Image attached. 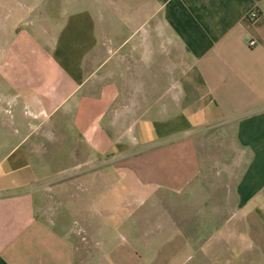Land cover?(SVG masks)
<instances>
[{"label":"crops","instance_id":"crops-1","mask_svg":"<svg viewBox=\"0 0 264 264\" xmlns=\"http://www.w3.org/2000/svg\"><path fill=\"white\" fill-rule=\"evenodd\" d=\"M44 1L0 0V264H264V0ZM15 97L52 137L15 139ZM69 167L120 200L67 216L39 183ZM152 194L180 207L126 211Z\"/></svg>","mask_w":264,"mask_h":264},{"label":"rangeland","instance_id":"rangeland-1","mask_svg":"<svg viewBox=\"0 0 264 264\" xmlns=\"http://www.w3.org/2000/svg\"><path fill=\"white\" fill-rule=\"evenodd\" d=\"M47 8L49 7H58V4H62V6L67 5L66 7H69V3L73 1L68 0H46L44 1ZM84 0H78L77 1V8H81L82 4L84 3ZM95 2V1H94ZM99 3L100 6H105L107 9L111 6V1L108 0H98L96 1ZM115 3L117 1H114ZM110 6H108V5ZM37 0H30V7L34 8V11L37 9ZM99 6V7H100ZM41 7V6H40ZM112 9V8H111ZM114 12L118 11L115 7H113ZM102 11V10H101ZM36 13V12H35ZM38 13V12H37ZM36 16H38L36 14ZM120 18L116 14L114 15V19ZM104 50V49H103ZM105 52V51H104ZM106 54V53H105ZM13 109L15 111H11V114H13L14 119V136L15 139H17L22 132L26 134V136H29L31 138H36L37 141L35 144L38 145V140H43L47 137H52V134L49 133L48 130L44 129L42 127L43 118L42 115L38 114V111L33 108L31 111L27 112L24 110L18 101V99L15 97L13 102ZM214 129L208 130L206 132H210V134L205 135V138L211 139L212 142L206 141L205 138L202 136L201 139L204 141L205 145L203 147H199L198 151L200 154V161L203 164L207 170L210 169L211 173L213 175L215 173H220L222 170V173L225 169L228 167V159L226 156H228V144L215 142V139L217 134L215 133ZM205 133V132H204ZM220 138V137H219ZM214 140V141H213ZM226 157V158H224ZM110 165H107L105 167H108ZM80 169H84V166H79ZM78 167V168H79ZM69 167L63 172H61L59 175L51 176L45 178L41 183H39V186H44V188H47V196L50 197V201L53 205H63L65 208L67 216H69V210L71 208V202H74V206L78 203V210L79 214H85L86 212V204L85 202L88 200L90 202L92 201H98L102 199H106V196L110 197L113 201H118L120 198L118 197V188L117 185L109 183V180H105L106 177H102L100 175V170L102 167H98L97 171H72ZM77 168V167H73ZM96 174V175H95ZM214 177V176H213ZM212 177V178H213ZM216 178V177H215ZM218 178H221V176H218ZM223 182L226 179V177L222 176ZM214 180V178H213ZM211 182L208 180V183ZM214 182V181H213ZM110 191V195L109 192ZM153 198V194L148 198H134L132 201L130 199H125V203L129 205L127 207L128 213H132L133 210H137L139 207H149V209H145V212L142 213V215H153V199L158 201V205L156 209L160 214H165L164 212L167 211L172 203H175V205H179L180 207V196L171 199L167 197H162L161 195H156ZM107 200V199H106ZM173 201V202H172ZM85 206V207H84ZM94 214H100L103 210V208L97 207L95 205ZM137 208V209H136ZM155 209V208H154ZM138 211V210H137ZM89 214L92 215L93 210H87ZM76 245V244H75ZM79 246V245H77ZM80 253V251L78 252ZM83 253V254H82ZM81 255H78L77 262L75 261V264H85V260L87 259L85 256V253L82 252ZM253 257H239L238 264H252Z\"/></svg>","mask_w":264,"mask_h":264},{"label":"built area","instance_id":"built-area-1","mask_svg":"<svg viewBox=\"0 0 264 264\" xmlns=\"http://www.w3.org/2000/svg\"><path fill=\"white\" fill-rule=\"evenodd\" d=\"M257 18V13L255 10H251L249 11L247 14H246V19L249 21V22H252L254 21L255 19ZM246 44L248 47H253L254 46V42L252 40H246Z\"/></svg>","mask_w":264,"mask_h":264}]
</instances>
